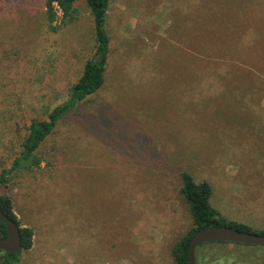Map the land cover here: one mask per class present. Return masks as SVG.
Instances as JSON below:
<instances>
[{"label":"rangeland","instance_id":"obj_1","mask_svg":"<svg viewBox=\"0 0 264 264\" xmlns=\"http://www.w3.org/2000/svg\"><path fill=\"white\" fill-rule=\"evenodd\" d=\"M219 1L111 0L104 86L56 123L36 152L40 166L22 163L0 181L21 227L34 230L19 264H174L172 249L193 225L183 172L212 186L228 225L264 232L263 64L250 70L254 85L227 84L225 64L206 85L191 47L200 23L262 27L264 8L246 0L231 12ZM45 3L0 0V179L22 157L31 124L69 100L96 53L85 0L72 22L57 15V30ZM209 250H196L198 264H264V246Z\"/></svg>","mask_w":264,"mask_h":264},{"label":"trees","instance_id":"obj_2","mask_svg":"<svg viewBox=\"0 0 264 264\" xmlns=\"http://www.w3.org/2000/svg\"><path fill=\"white\" fill-rule=\"evenodd\" d=\"M78 1L79 0H46L47 16L49 26L52 30L58 29L57 26H54V22L58 15V9L56 6L61 10L63 23L66 25L67 22H72V20H75L78 17V9L76 7ZM85 1L94 21L96 53L92 59L86 62L82 76L72 87L69 100L63 106H59L55 110H52L48 121H34L31 124L29 127V136L24 142L25 150L22 157L16 160L12 170L3 172L2 178L0 179L2 183L5 182L3 178L18 170L22 163L30 161L31 164L29 167L40 166L42 159L37 156L36 152L47 137L54 131L56 123L66 118L77 104L98 93L106 82L107 66L111 53V38L106 25L107 13L111 0ZM258 1L260 2L258 5H261L264 8V0ZM219 2H221L219 5L223 4L228 10L233 12L234 7L238 4H245L246 0H220ZM226 17H224V20ZM204 19L206 21L209 18L204 17ZM226 21L227 23L224 22V26L219 24L201 25L200 23V38L196 41L194 46H191L192 48L195 47L199 56L196 65L192 57V65L194 64L192 69L197 70L196 68L198 65L199 70H207L206 74L209 75L206 78V85H214L218 79V73H216V70L220 68L221 64H225V69L229 71L228 76L226 77L227 84H234L239 87L245 83L254 85V78L250 73V70L254 67L253 64L257 62L259 64L262 62L264 69V48H262L264 45V26H247L239 20L231 22H228V20ZM221 36L226 37L227 40L219 39ZM244 40L252 41H249L247 44L248 46H243L245 44L241 46ZM188 41L189 40H187V44L189 43ZM229 51L230 54L227 56ZM200 53H203L201 57ZM241 62L246 63L248 67L246 68L244 64L241 65ZM236 72L241 75H235ZM242 72H246V79H243ZM199 79H201V77H199ZM223 79L224 78H222V80ZM195 81L198 83V77ZM28 170H31V168H28ZM181 181L182 187L180 193L189 206L193 225L172 249L171 253L174 264H188L190 241L201 229L213 226H229L243 232L257 233L251 226L246 224L228 225L226 223V220L221 213H219L211 204L213 188L208 182L196 181L190 172H183L181 174ZM0 208L6 215L21 226L14 210L13 200L10 196L0 194ZM257 234L264 235V232H258ZM21 235L24 250H30L34 244V230L30 227H21ZM6 236V224L0 221V239ZM215 245H226V243L204 244L199 246L198 249L206 252V250L213 249V246ZM210 250L208 252L209 254L212 253ZM0 254H2L4 264L20 263L21 253L10 255L0 251ZM198 258V252L196 251L197 264ZM200 264L206 263L202 262L201 259Z\"/></svg>","mask_w":264,"mask_h":264},{"label":"water","instance_id":"obj_3","mask_svg":"<svg viewBox=\"0 0 264 264\" xmlns=\"http://www.w3.org/2000/svg\"><path fill=\"white\" fill-rule=\"evenodd\" d=\"M0 221L6 224L7 236L0 239V251L16 255L24 250L21 226L6 215L0 208ZM211 243H233L249 246H264V235L247 233L229 226H213L199 230L191 239L188 264H197L196 250L199 246Z\"/></svg>","mask_w":264,"mask_h":264},{"label":"built area","instance_id":"obj_4","mask_svg":"<svg viewBox=\"0 0 264 264\" xmlns=\"http://www.w3.org/2000/svg\"><path fill=\"white\" fill-rule=\"evenodd\" d=\"M56 8L58 9V16H62L61 10L57 6Z\"/></svg>","mask_w":264,"mask_h":264}]
</instances>
